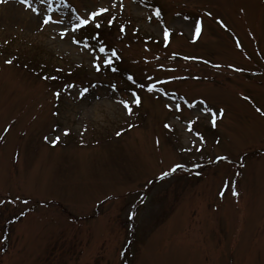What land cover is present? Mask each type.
<instances>
[{
  "label": "rangeland",
  "instance_id": "rangeland-1",
  "mask_svg": "<svg viewBox=\"0 0 264 264\" xmlns=\"http://www.w3.org/2000/svg\"><path fill=\"white\" fill-rule=\"evenodd\" d=\"M25 5L36 24L4 16ZM102 9L132 23L108 41L113 72L79 35V20L95 40L117 33L96 29ZM0 13V264H264V0H4ZM167 29L183 34L185 79L166 90L185 107L175 118L154 98L130 121L134 95L151 99L137 80L172 68L151 52ZM64 61L84 72L53 79Z\"/></svg>",
  "mask_w": 264,
  "mask_h": 264
},
{
  "label": "bare ground",
  "instance_id": "bare-ground-1",
  "mask_svg": "<svg viewBox=\"0 0 264 264\" xmlns=\"http://www.w3.org/2000/svg\"><path fill=\"white\" fill-rule=\"evenodd\" d=\"M1 15V13H0ZM4 16L7 19H10L12 21H15L17 23H30V24H36L38 22L37 19H35L34 16H31L29 13L24 12V10L20 8H14L13 6H9L7 11L4 12Z\"/></svg>",
  "mask_w": 264,
  "mask_h": 264
},
{
  "label": "snow or ice",
  "instance_id": "snow-or-ice-1",
  "mask_svg": "<svg viewBox=\"0 0 264 264\" xmlns=\"http://www.w3.org/2000/svg\"><path fill=\"white\" fill-rule=\"evenodd\" d=\"M22 2H23V0H22ZM103 11H107V9H102L101 12H103ZM98 14H99V13H93V14H92L93 19H94L95 16L98 15ZM156 15L159 16V12H157ZM78 19H79V18H78ZM50 20H51V17H49L48 19L44 20V23L47 24V23H49ZM88 22H89L88 20H79L78 27H80V26H85V25L88 24ZM221 23H222V22H221ZM96 26L99 27V24H97ZM195 31H196V35L198 36V35L200 34V31H201V28H200V25H199V24L196 25V29H195ZM165 35H166V37H167V35H169V34L167 33V30L165 31ZM101 51H104V49L101 48ZM113 55H114V53H113ZM8 63H11V61H8ZM108 63H111V60H109ZM97 68L99 69V65H97ZM113 70H115V69H113ZM148 90H149V91H152L153 89H152V88H149ZM57 95H59V93H57ZM135 102L137 103V105H139L140 101H139V98H138V97H137V99H136ZM125 106H126V107H129L127 104H126ZM129 111H131L130 107H129ZM213 123H214V121H213ZM166 127H167V125H166ZM57 140H58V138H57ZM177 167H180V166L178 165ZM173 171H175V169H173ZM165 175H167V173H166ZM234 194H235V195H238V193H234Z\"/></svg>",
  "mask_w": 264,
  "mask_h": 264
}]
</instances>
